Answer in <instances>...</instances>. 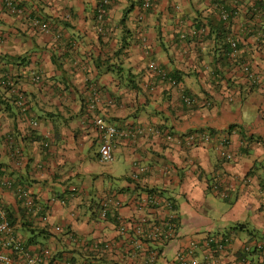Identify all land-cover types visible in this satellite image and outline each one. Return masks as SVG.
Masks as SVG:
<instances>
[{
    "label": "crops",
    "instance_id": "crops-1",
    "mask_svg": "<svg viewBox=\"0 0 264 264\" xmlns=\"http://www.w3.org/2000/svg\"><path fill=\"white\" fill-rule=\"evenodd\" d=\"M14 1L22 14L0 0V179L12 183L0 186V201L31 254L174 264L195 242L200 260L264 264V54L245 38L252 0H219L241 10L225 42L243 45L229 59L217 28L224 5L214 0H153L141 15V0H111L102 24L98 0ZM34 16L49 32L32 26ZM153 61L167 78L149 70ZM96 89L101 101L90 109ZM95 118L130 131L114 149L129 172L101 169ZM171 219L170 240L136 231Z\"/></svg>",
    "mask_w": 264,
    "mask_h": 264
},
{
    "label": "built area",
    "instance_id": "built-area-1",
    "mask_svg": "<svg viewBox=\"0 0 264 264\" xmlns=\"http://www.w3.org/2000/svg\"><path fill=\"white\" fill-rule=\"evenodd\" d=\"M111 0H98V5L96 7V20L98 24L104 23V18L107 15L108 5ZM152 0H143L141 5L142 12L146 11ZM215 1V0H214ZM6 12L10 15H20L23 13V9L14 0H3ZM227 15L225 12L222 13V19H226ZM33 26L38 27L41 31L47 33L49 32V27L42 20H34ZM231 48L236 47V42L230 40ZM147 53V52H146ZM149 70L157 76L162 78H167L165 72L153 61L149 63ZM243 71H247V68L244 67ZM38 78H35L37 81ZM172 85H175L176 82L168 78ZM7 86H10L11 89H14V83L11 80L6 82ZM18 105L21 107V110L26 111L25 101L23 96L18 93ZM102 93L99 90H93V98L90 101V109L95 108L98 103H100ZM188 101V100H186ZM95 126L99 129L100 136V149H99V158L102 163H110L114 160V149L115 143L118 138L129 136L130 131H125L117 128L114 125H110L104 121L102 118H95ZM141 131L138 129L135 131V134H140ZM223 156H226L227 160H232L233 157L228 151L223 147ZM0 186L4 188H11L12 183L8 180L0 179ZM107 215V203L104 202L101 205V216L106 218ZM140 224L136 231L140 233L144 239H149L153 241H162L170 240L174 237L176 233V223L173 222V219L168 220L161 225H152L145 230L143 225ZM127 233L126 227L122 226L119 229L120 235H125ZM229 243V239L223 238L221 242L216 243V252L222 253L225 249L226 244ZM94 249H97V246H94ZM196 250H198V244L192 242L187 250L178 252L174 264H216L213 259L209 260L204 259L200 260L196 256ZM215 254V253H214ZM212 255V258L214 256ZM51 254L49 250H40L38 253L31 254V252L24 246V244L16 238L13 226L11 225L7 212L2 206L0 201V264H61L57 261H50Z\"/></svg>",
    "mask_w": 264,
    "mask_h": 264
},
{
    "label": "trees",
    "instance_id": "trees-1",
    "mask_svg": "<svg viewBox=\"0 0 264 264\" xmlns=\"http://www.w3.org/2000/svg\"><path fill=\"white\" fill-rule=\"evenodd\" d=\"M215 1H217L216 3H217L218 6H219V4L220 5L223 4L219 0H215ZM252 2H253L252 5L246 8L245 17H249V21L251 20L254 24L252 23L253 26L252 25L248 26L250 28V30H247L246 31L245 38L247 39L248 37L249 38L252 37L254 39V43H255V47H254L255 52H258L259 54H262L263 55L264 54V0H252ZM142 3H143V0H141V4L139 6L140 15L141 14H147V13H149L153 9V5H154L153 4V0L151 1L150 7L146 11H144V12H142V10H141ZM97 5H98V2H97ZM109 6H110V3L108 5V8H109ZM221 9H224L222 11V13L225 12L226 15H227V18L225 20L222 19V13H221L220 19H219L218 24H217V28L219 30H222L221 34H224L223 40H224V43H225V45L223 46L224 48H223L222 52L220 53V55L223 58L229 59V58H231L232 53H234V56H235L236 52L237 51H240V47L243 45L242 43H239V41L237 42V40L236 41L233 40V41L236 42V47L235 48H231L230 43L229 42H227V43L225 42V38L227 39V37L229 35V34H227L228 33L227 31L230 28L231 21L234 20V19H237L239 17L238 15H239V13H241V10L239 11L237 9V7L236 8H230L228 6L226 7L225 5ZM107 15H108V11H107ZM107 15L105 16L104 20L106 19ZM95 17H97L96 16V9H95ZM34 20H38V21L40 20L41 21V19L38 16H34L32 18V20H31L32 26H33V21ZM43 22L46 23L45 21H43ZM33 27L35 29H37V30H40L38 27H35V26H33ZM48 27H49V25H48ZM202 29L204 30V29H206V27H203V25H198L195 28L196 31L202 30ZM141 37H140V39H141ZM229 62L232 63L233 65H235V62L234 61H230L229 60ZM244 67H246V66H241V70L242 71H243V68ZM243 72H245V71H243ZM246 74H247V76H248L249 79H253V77H254L253 76V72L249 68H247ZM174 81L176 82V80H174ZM249 83H250V85H255L257 83V79H256V81L253 79V81H250ZM175 85H177V82H176ZM257 85H258V83H257ZM5 87L7 89H11L10 86H6L5 85ZM208 135L209 136H212L213 135V132H209ZM224 146H226V145L224 144ZM223 158L225 160H227L226 159V156H223ZM227 197H228V195H226L224 198H227ZM9 221H10V219H9ZM11 225H12V223H11ZM262 254H264V248L262 250Z\"/></svg>",
    "mask_w": 264,
    "mask_h": 264
},
{
    "label": "rangeland",
    "instance_id": "rangeland-1",
    "mask_svg": "<svg viewBox=\"0 0 264 264\" xmlns=\"http://www.w3.org/2000/svg\"><path fill=\"white\" fill-rule=\"evenodd\" d=\"M134 1L138 2V0H134ZM100 167L105 173L107 172V174H118V173L129 172V168L124 165L123 160L120 157H116V159H114L110 163H102V164H100ZM220 202H223V201L221 200ZM220 202H218V203H220ZM228 244H227V246H228ZM226 247H225V249H226Z\"/></svg>",
    "mask_w": 264,
    "mask_h": 264
}]
</instances>
